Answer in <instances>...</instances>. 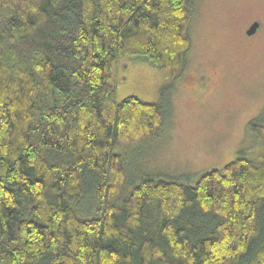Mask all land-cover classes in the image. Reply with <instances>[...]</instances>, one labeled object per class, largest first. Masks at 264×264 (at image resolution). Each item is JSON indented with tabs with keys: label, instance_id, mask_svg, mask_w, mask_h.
Wrapping results in <instances>:
<instances>
[{
	"label": "trees",
	"instance_id": "16d2710c",
	"mask_svg": "<svg viewBox=\"0 0 264 264\" xmlns=\"http://www.w3.org/2000/svg\"><path fill=\"white\" fill-rule=\"evenodd\" d=\"M194 8L0 0V264H264V111L257 149L194 181L125 155L163 126ZM122 61L168 76L157 101L118 98Z\"/></svg>",
	"mask_w": 264,
	"mask_h": 264
},
{
	"label": "rangeland",
	"instance_id": "374dc122",
	"mask_svg": "<svg viewBox=\"0 0 264 264\" xmlns=\"http://www.w3.org/2000/svg\"><path fill=\"white\" fill-rule=\"evenodd\" d=\"M193 1L191 48L168 115L156 135L125 152L143 175L194 181L258 147L248 123L264 111V0ZM253 22L258 27L247 34ZM122 65L115 68L118 98L155 102L169 83L148 65Z\"/></svg>",
	"mask_w": 264,
	"mask_h": 264
},
{
	"label": "water",
	"instance_id": "95a60500",
	"mask_svg": "<svg viewBox=\"0 0 264 264\" xmlns=\"http://www.w3.org/2000/svg\"><path fill=\"white\" fill-rule=\"evenodd\" d=\"M258 27V23L257 22H253L252 24H250V26L247 28L246 33L247 34H252L256 28Z\"/></svg>",
	"mask_w": 264,
	"mask_h": 264
}]
</instances>
